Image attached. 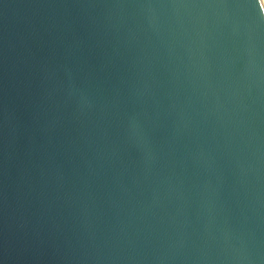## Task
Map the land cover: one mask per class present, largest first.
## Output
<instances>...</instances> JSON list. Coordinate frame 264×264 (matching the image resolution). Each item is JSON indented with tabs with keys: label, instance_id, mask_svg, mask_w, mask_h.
Here are the masks:
<instances>
[{
	"label": "water",
	"instance_id": "water-1",
	"mask_svg": "<svg viewBox=\"0 0 264 264\" xmlns=\"http://www.w3.org/2000/svg\"><path fill=\"white\" fill-rule=\"evenodd\" d=\"M0 264H264V0H0Z\"/></svg>",
	"mask_w": 264,
	"mask_h": 264
}]
</instances>
